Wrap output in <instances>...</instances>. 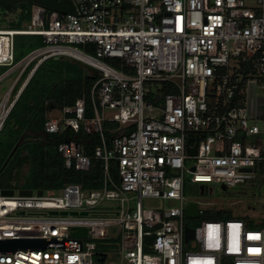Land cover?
<instances>
[{"label": "built area", "instance_id": "1", "mask_svg": "<svg viewBox=\"0 0 264 264\" xmlns=\"http://www.w3.org/2000/svg\"><path fill=\"white\" fill-rule=\"evenodd\" d=\"M71 2L69 13L33 2L22 28L0 27V65L11 67L0 80L19 69L0 100V132L43 61L83 60L100 71L89 97L49 116L45 131L78 133L57 151L66 167L83 172L101 161V186L0 189V238L83 239L81 250L0 252V264H104L111 248L118 264H264V217L250 215L255 207L196 202L200 214L230 209L233 216L195 226L186 215L194 202L187 184L201 194L215 184L223 196L264 197V0ZM17 34L42 35L43 44L15 61ZM147 198L177 205L153 208ZM80 226L86 237L73 235ZM187 226L194 229L188 242Z\"/></svg>", "mask_w": 264, "mask_h": 264}, {"label": "trees", "instance_id": "2", "mask_svg": "<svg viewBox=\"0 0 264 264\" xmlns=\"http://www.w3.org/2000/svg\"><path fill=\"white\" fill-rule=\"evenodd\" d=\"M33 2L45 5L51 10L62 12L73 10L71 0H0V10L3 13L16 14L17 18L11 21L10 28L20 29L29 21ZM42 44V35L17 34L16 61ZM61 59L63 58L50 57L39 65L5 120L0 132V169L25 130L40 132L41 135L27 136L24 143L15 150L0 172L1 188L13 186L29 189H59L69 183L80 184L84 189L101 186V161H93L91 170L83 172L66 167L64 159L57 151L60 141L74 135L79 136L78 133L70 130L63 133L45 131L49 111L74 104L83 95H87L88 98V92L94 83L88 70L79 63L76 71L65 73L63 68L55 63L56 60ZM3 66L5 65H0V70ZM31 66L25 71L23 78ZM7 69L0 71V75ZM86 149L87 152L92 153L90 146L86 145ZM26 166L28 170L24 172ZM112 169L116 174L115 164ZM232 216L230 209H222L206 212L205 218L226 221Z\"/></svg>", "mask_w": 264, "mask_h": 264}, {"label": "rangeland", "instance_id": "3", "mask_svg": "<svg viewBox=\"0 0 264 264\" xmlns=\"http://www.w3.org/2000/svg\"><path fill=\"white\" fill-rule=\"evenodd\" d=\"M16 18H17L16 14H13L12 12L3 13L0 10V27L11 26L12 25L10 24L11 21L15 20ZM77 48L81 50H86L84 45H77ZM109 62H112V61H109ZM55 63L57 64V66L63 68L65 73H67L68 71H71V72L76 71L78 67L77 62H75L69 56H66L65 58L61 60H56ZM7 68L11 69L9 65H5L1 68L0 71H4ZM18 72H19V69L12 70L9 74H7L4 78L0 80V100L4 97V95L9 91V89L13 85V82L15 78L17 77ZM152 88L153 90H155L156 85H153ZM58 112H59V109H52L51 111L48 112V117L54 116V115L58 116L59 115ZM27 170H28V167L26 166L24 168V172H27ZM211 186L214 187L213 192H209L208 194H201L200 185L187 184L186 195L188 197V200L197 202L200 205V207H203V208H218L221 205H224L226 203L230 205L231 201L242 200L244 211L247 209V205H251L255 207L256 209L254 210V212L250 213V215L255 218L263 219L264 217L263 215L264 197L253 196L252 194H247V195L238 194L234 196H223L224 193L221 190L220 185L212 184ZM145 205L149 207H153V208L163 207V206L170 207V206H176L177 201L173 199L147 198L145 199ZM205 217H206V213H201L198 216L189 217L188 222L191 226H195V225L200 224ZM192 243H195V241H192ZM98 244L100 246V244L102 243L98 242ZM107 250H108L107 258H106L107 260L104 264H118L119 255L117 251L114 248H111L110 250L107 249Z\"/></svg>", "mask_w": 264, "mask_h": 264}, {"label": "water", "instance_id": "4", "mask_svg": "<svg viewBox=\"0 0 264 264\" xmlns=\"http://www.w3.org/2000/svg\"><path fill=\"white\" fill-rule=\"evenodd\" d=\"M37 4H40L38 2H35ZM45 6V5H44ZM56 10V9H55ZM70 11H65V13H69ZM58 58H65L64 55L57 56ZM75 62L79 63L80 65L84 66L92 79H95L97 76L100 75V71L97 68H94L90 64L84 62L83 60L73 57L72 58ZM41 135L40 132H32L29 130H25L22 134L20 139L15 144L14 148L12 149L11 153L8 156V159L5 161L4 165L0 169V172L4 169L6 166L8 160L11 158V156L14 154L15 150L24 143L27 136H36ZM201 188H205L204 186H201ZM1 192L3 194H9L12 195L14 193L13 188L9 187H3L1 188ZM43 190L39 189L38 193H42ZM206 192V191H204ZM203 192V193H204ZM20 194H31L32 189L29 188H21L19 190ZM53 213H57L58 211H51ZM63 214H67L68 211H61ZM72 214H77V211H71ZM83 214H87L86 211L82 212ZM199 210L197 208L196 202H191L187 205L186 208V215L188 217L198 216ZM88 234V229L85 226L76 227L73 230V235L80 236V237H86ZM194 237V229L190 226L186 227V235H185V241L188 242L191 238ZM45 247H63L64 249H76L81 250L83 247V239H71L66 238L63 236H35V237H13V238H0V252H14L17 248L19 249H43Z\"/></svg>", "mask_w": 264, "mask_h": 264}, {"label": "bare ground", "instance_id": "5", "mask_svg": "<svg viewBox=\"0 0 264 264\" xmlns=\"http://www.w3.org/2000/svg\"><path fill=\"white\" fill-rule=\"evenodd\" d=\"M77 55H79L80 57H82V54H80V53H77Z\"/></svg>", "mask_w": 264, "mask_h": 264}]
</instances>
